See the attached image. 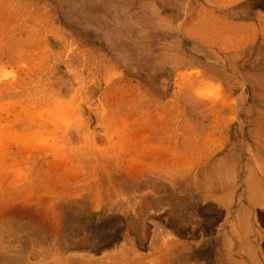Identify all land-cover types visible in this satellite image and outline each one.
<instances>
[{"label":"rangeland","instance_id":"obj_1","mask_svg":"<svg viewBox=\"0 0 264 264\" xmlns=\"http://www.w3.org/2000/svg\"><path fill=\"white\" fill-rule=\"evenodd\" d=\"M0 264H264V0H0Z\"/></svg>","mask_w":264,"mask_h":264},{"label":"bare ground","instance_id":"obj_2","mask_svg":"<svg viewBox=\"0 0 264 264\" xmlns=\"http://www.w3.org/2000/svg\"><path fill=\"white\" fill-rule=\"evenodd\" d=\"M57 261H59V260H57ZM58 263V262H57Z\"/></svg>","mask_w":264,"mask_h":264}]
</instances>
